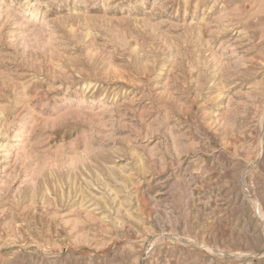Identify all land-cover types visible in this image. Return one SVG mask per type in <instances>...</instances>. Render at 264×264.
<instances>
[{"label":"rangeland","instance_id":"1","mask_svg":"<svg viewBox=\"0 0 264 264\" xmlns=\"http://www.w3.org/2000/svg\"><path fill=\"white\" fill-rule=\"evenodd\" d=\"M0 264H264V0H0Z\"/></svg>","mask_w":264,"mask_h":264},{"label":"bare ground","instance_id":"2","mask_svg":"<svg viewBox=\"0 0 264 264\" xmlns=\"http://www.w3.org/2000/svg\"><path fill=\"white\" fill-rule=\"evenodd\" d=\"M21 142V141H20Z\"/></svg>","mask_w":264,"mask_h":264}]
</instances>
